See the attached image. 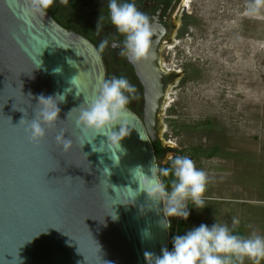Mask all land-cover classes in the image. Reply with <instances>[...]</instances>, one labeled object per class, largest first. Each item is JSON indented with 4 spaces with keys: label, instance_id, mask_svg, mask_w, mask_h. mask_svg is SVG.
<instances>
[{
    "label": "water",
    "instance_id": "obj_1",
    "mask_svg": "<svg viewBox=\"0 0 264 264\" xmlns=\"http://www.w3.org/2000/svg\"><path fill=\"white\" fill-rule=\"evenodd\" d=\"M133 65L144 88V116L127 108L122 122L130 135L115 164L111 153L86 143L92 137L75 127L78 111L69 114L106 79L96 48L46 11L34 12L32 0H0V264H151L146 252L169 248L163 205L157 211L145 193L134 201L122 189L138 188L131 175L137 166L147 175L152 163L158 166L153 145L168 88L158 41ZM55 68L62 71L54 74ZM74 76L75 89L59 105L61 122L33 143L21 119L30 121L37 96L64 92ZM60 129L73 140L70 150L55 141ZM102 140L96 138L97 147Z\"/></svg>",
    "mask_w": 264,
    "mask_h": 264
},
{
    "label": "rangeland",
    "instance_id": "obj_2",
    "mask_svg": "<svg viewBox=\"0 0 264 264\" xmlns=\"http://www.w3.org/2000/svg\"><path fill=\"white\" fill-rule=\"evenodd\" d=\"M181 17L160 55L172 78L157 135L172 150L162 165L196 148L219 156L188 155L209 177L205 207L189 201L184 228L171 222L169 234L237 218L241 234L264 235V0H193Z\"/></svg>",
    "mask_w": 264,
    "mask_h": 264
},
{
    "label": "clouds",
    "instance_id": "obj_3",
    "mask_svg": "<svg viewBox=\"0 0 264 264\" xmlns=\"http://www.w3.org/2000/svg\"><path fill=\"white\" fill-rule=\"evenodd\" d=\"M53 0H32V8L36 13L45 12ZM100 16L96 32L103 30V20ZM107 19L113 29L115 36H105L98 45V52L103 53L109 46L119 49V55L128 63L135 64L148 58L153 44L154 28L151 18L140 11L135 0H107ZM122 38V39H119ZM99 59V57H97ZM69 64L74 62L69 60ZM60 68L53 69L54 74H59ZM78 76L69 81L71 87L64 92L36 97L37 103L33 109L30 121L25 118L20 123H26V131L33 143H38L46 137L48 129L61 122L59 105L66 102L68 93L75 89ZM137 89L125 76H112L101 82L98 92L94 98L70 112L78 111L75 127L82 135L91 136L86 142L92 145V151L97 153H111L110 159L115 164L119 163V154H124L122 141L130 135L123 116L135 98ZM80 94L76 91V96ZM31 97V94H29ZM32 98V97H31ZM87 106H84V105ZM68 114V115H69ZM118 129V130H117ZM69 134L60 129L55 136V141L62 146L63 150H70L73 140L65 138ZM98 136L106 137L97 147L94 141ZM168 165L158 167L154 163L149 168L151 175L145 174L141 166L131 170L133 182L138 188L125 187L129 193V199L136 200L140 193H145L148 201L155 205L160 211L159 205H163V219L160 221L171 224V218L188 221L191 209L188 202L195 206L196 210L205 207V192L207 190L209 177L206 171L196 166L194 160L188 155H171L167 157ZM103 164V159L100 160ZM103 171H109L107 167ZM117 220V214L112 211L110 215ZM240 221L232 219L231 225L214 221L211 225L201 223L198 226L174 235L171 238V248H162L159 255L146 252L145 257L151 258V264H243L245 259L258 264L264 259V235L251 233L247 236L237 231ZM148 236L147 230L144 233Z\"/></svg>",
    "mask_w": 264,
    "mask_h": 264
},
{
    "label": "flooded vegetation",
    "instance_id": "obj_4",
    "mask_svg": "<svg viewBox=\"0 0 264 264\" xmlns=\"http://www.w3.org/2000/svg\"><path fill=\"white\" fill-rule=\"evenodd\" d=\"M192 1L135 0L137 8L146 13L153 22V44L158 41L160 55L162 48L169 49L177 20L182 18V13L188 9ZM45 11L55 22H57L55 18L63 22L61 25L58 23L61 27L88 40L97 51L100 41L105 36L116 35L115 29L107 19V0H53L52 5ZM100 16L105 17L102 22L104 27L97 34L96 29ZM118 53L119 49H113L110 46L103 53H99L105 66L106 79H110L112 76H125L136 86L135 98L128 109L142 118L145 110L144 88L136 77L135 66L128 63ZM171 79L167 76L163 80V84L167 85Z\"/></svg>",
    "mask_w": 264,
    "mask_h": 264
},
{
    "label": "trees",
    "instance_id": "obj_5",
    "mask_svg": "<svg viewBox=\"0 0 264 264\" xmlns=\"http://www.w3.org/2000/svg\"><path fill=\"white\" fill-rule=\"evenodd\" d=\"M55 20L57 21L56 23H60L63 24V22H61L59 19L55 18ZM191 23L190 18L188 19L187 17L184 18V26H187ZM153 149L155 152V157L158 161V167H164L167 166L168 163L166 165H162V160L166 157V155L171 152L172 150L170 148H165L161 145V143L159 141H157L154 145H153ZM181 154V153H179ZM187 154L190 155V157H195V158H199V157H205L207 159H212L215 158L217 156H219V150L218 148H213V149H208V150H203V149H190L187 151ZM189 208H191V205H188ZM186 222L183 221L181 223H179L177 226L178 229H183L185 226ZM171 229H169L170 231ZM171 238L172 236H170V241H169V248H171Z\"/></svg>",
    "mask_w": 264,
    "mask_h": 264
},
{
    "label": "built area",
    "instance_id": "obj_6",
    "mask_svg": "<svg viewBox=\"0 0 264 264\" xmlns=\"http://www.w3.org/2000/svg\"><path fill=\"white\" fill-rule=\"evenodd\" d=\"M171 222L174 223L175 226H177L179 223L183 222V220L177 218H171ZM169 229H170V225H169Z\"/></svg>",
    "mask_w": 264,
    "mask_h": 264
},
{
    "label": "bare ground",
    "instance_id": "obj_7",
    "mask_svg": "<svg viewBox=\"0 0 264 264\" xmlns=\"http://www.w3.org/2000/svg\"><path fill=\"white\" fill-rule=\"evenodd\" d=\"M187 1L190 2L191 0H187ZM188 2H187V3H188ZM186 5H187V4H186Z\"/></svg>",
    "mask_w": 264,
    "mask_h": 264
}]
</instances>
